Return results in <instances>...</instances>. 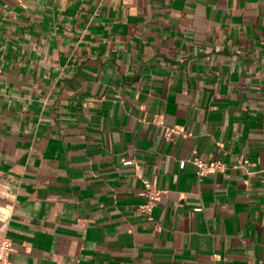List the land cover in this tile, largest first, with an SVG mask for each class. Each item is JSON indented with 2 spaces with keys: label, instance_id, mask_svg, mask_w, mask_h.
<instances>
[{
  "label": "crops",
  "instance_id": "obj_1",
  "mask_svg": "<svg viewBox=\"0 0 264 264\" xmlns=\"http://www.w3.org/2000/svg\"><path fill=\"white\" fill-rule=\"evenodd\" d=\"M6 235L10 264H264V0H0Z\"/></svg>",
  "mask_w": 264,
  "mask_h": 264
},
{
  "label": "built area",
  "instance_id": "obj_2",
  "mask_svg": "<svg viewBox=\"0 0 264 264\" xmlns=\"http://www.w3.org/2000/svg\"><path fill=\"white\" fill-rule=\"evenodd\" d=\"M161 122L165 123L164 120ZM180 131V128L177 126H167V135L172 136L174 132ZM127 163L134 162V159L126 160ZM187 160H182V165L185 166ZM245 162H250V159H245ZM199 172L200 174H205L208 171L221 168L222 164L219 162H207L204 160H199ZM147 187L140 191V194L143 196H148L152 201L157 200L161 197L165 189L163 188H155L152 186V183L149 180H146ZM15 247V241L10 236H3L0 240V264H10L11 263V254Z\"/></svg>",
  "mask_w": 264,
  "mask_h": 264
}]
</instances>
